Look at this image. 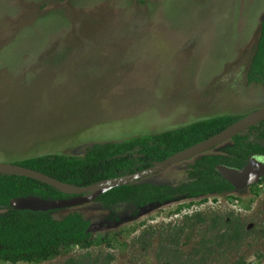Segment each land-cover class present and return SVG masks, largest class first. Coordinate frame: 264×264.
Wrapping results in <instances>:
<instances>
[{"label":"rangeland","instance_id":"rangeland-1","mask_svg":"<svg viewBox=\"0 0 264 264\" xmlns=\"http://www.w3.org/2000/svg\"><path fill=\"white\" fill-rule=\"evenodd\" d=\"M263 18L264 0H0V163L80 156L95 144L264 108V85L246 76ZM195 158L140 182L178 187ZM243 197L240 206L259 207L245 225L263 226L264 195ZM189 201L137 210L96 199L58 210L56 218L82 213L114 246L74 248L41 264L87 253L93 262L110 254V264H254L260 254L264 264V239L221 254L209 222L169 245L171 228L182 224L175 210Z\"/></svg>","mask_w":264,"mask_h":264},{"label":"trees","instance_id":"trees-1","mask_svg":"<svg viewBox=\"0 0 264 264\" xmlns=\"http://www.w3.org/2000/svg\"><path fill=\"white\" fill-rule=\"evenodd\" d=\"M249 84L264 85V18L260 22V32L247 71ZM243 117L219 116L202 120L183 128L157 135H144L115 143H100L87 148L80 156L61 154L43 155L27 158L13 164L25 167L60 182L80 188L90 187L108 179L131 175L162 162L170 156L183 151L201 141L212 137ZM249 154H264V121L234 137L230 144L222 146L216 154H202L187 165L186 181L178 187L154 185L147 182L115 188L98 198L106 206L132 204L137 210L152 206H162L174 201L175 196L186 193L188 197L224 194L234 188L215 171L217 165L232 168L244 166ZM34 196L45 200L70 199L74 196L64 194L45 183L22 177L0 174V263L3 264H41L61 256H68L74 248L89 250L105 244L114 246L112 239L95 236L91 221L77 211L56 218L58 210L34 212L15 210L10 207L13 199ZM180 199V198H178ZM184 205L178 206L179 212ZM195 220V221H194ZM240 221L224 225L217 218H208L198 213L186 217L182 224L171 228L169 245H175L184 234L197 225L207 224L208 230L215 231L210 243L224 249L221 254L239 249L245 240L244 226ZM219 227L216 231V226ZM226 228V230H224ZM148 232H144L147 234ZM217 233L219 234L217 236ZM174 237V238H173ZM190 239L189 236L185 237ZM214 248V249H215ZM212 249V250H214ZM212 254V251H209ZM199 250H195L197 256ZM86 256V255H85ZM83 257H69L63 264H94L103 257V264H110L112 255H100L90 261V254ZM201 261L202 258H201ZM206 262V260H204ZM164 264H172L166 261ZM232 264H245L239 258Z\"/></svg>","mask_w":264,"mask_h":264},{"label":"water","instance_id":"water-1","mask_svg":"<svg viewBox=\"0 0 264 264\" xmlns=\"http://www.w3.org/2000/svg\"><path fill=\"white\" fill-rule=\"evenodd\" d=\"M264 121V108L244 116L220 133L209 137L183 151H180L162 162L155 163L153 167L146 170L121 177L105 180L96 185L80 188L72 184L60 182L43 173L21 167L12 163H0V174L10 176H22L30 178L51 187L60 192L74 196L70 199L45 200L34 196L13 199L10 207L15 210H29L34 212H46L52 210H63L67 208L84 205L98 199L103 194L115 188L127 186L143 180L146 177L162 172L180 162L205 154L213 148L232 140L237 135L247 131L253 126ZM215 171L227 181L235 190H242L253 185L264 175V161H258L250 157L248 163L241 169L217 165Z\"/></svg>","mask_w":264,"mask_h":264},{"label":"flooded vegetation","instance_id":"flooded-vegetation-1","mask_svg":"<svg viewBox=\"0 0 264 264\" xmlns=\"http://www.w3.org/2000/svg\"><path fill=\"white\" fill-rule=\"evenodd\" d=\"M250 157H254L256 160L261 161V162L264 161V154H249L247 159H246L244 166L248 163ZM155 163H158V162H155ZM154 164H153V166H154ZM220 165H222V164H220ZM244 166H242L241 168H243ZM241 168H238V169H241ZM168 169H166V170H168ZM166 170L159 172L157 174L164 173V172H166ZM157 174H154V175H157ZM151 176H153V175H151ZM140 181H137V182H140ZM162 184L163 185H169L173 188L175 187V186L167 184V183H162ZM154 185H160V184H154ZM263 193H264V175L259 179V181H257L253 185L248 186L242 190H235L234 189L233 191H230V192H227V193H224L221 195L220 194L211 195L208 198V202H206L204 205H202L201 203L196 204L195 210L200 211L202 209H205L204 215L206 214L208 216V218H211V217L217 218L218 221L220 222V224L222 223L223 225H224V223L227 225L230 222H232V224H230V225L234 226L235 224H237V223H234L235 221H238L239 219L242 220V221H240V224L242 223V225L244 226V232L246 233L244 235L245 241H246V239L251 240V236L255 237V238L259 237L260 239H264V223H262L263 226H261V224H259L255 227L251 224L245 225V223H244V222H246V219L252 215V212H254V213L256 212V210L255 211L253 210L255 207L253 208V206H250V205L249 206H240L238 203V202H244V199H245L243 197L244 195L250 194V195H253L254 197H256V196L261 197L262 195H264ZM215 196H221V198L216 199ZM234 196L238 197V200H236ZM175 198L176 199L174 201L166 202L164 205L178 201L181 198L182 199L187 198L190 201L185 203V204H180V205H184V206L179 212L181 213V211H185V213H187V211L191 210L192 206H194V204H193L194 202H192L191 200L195 197L190 198V197H188V195L186 193H184L180 196L176 195ZM178 198H180V199H178ZM221 199L226 201V202L221 203ZM249 201L252 202L253 200L250 199ZM227 206H229V207L227 208ZM257 207H258V205L256 206V208ZM177 209H178V206H177L176 210ZM257 210H259V207L257 208ZM219 226L220 225L218 223L216 226V231H217V228ZM224 230H226V228H224ZM213 232H215V231H213ZM218 235L219 234L217 233V236ZM262 246H263V244H262ZM262 258H263V255L257 254V256H256L257 260H256V262H254V264H260L259 262H260V260H262ZM251 264H253V262Z\"/></svg>","mask_w":264,"mask_h":264},{"label":"clouds","instance_id":"clouds-1","mask_svg":"<svg viewBox=\"0 0 264 264\" xmlns=\"http://www.w3.org/2000/svg\"><path fill=\"white\" fill-rule=\"evenodd\" d=\"M211 195H206V196H199V197H195V198H193L192 200H194V199H197V198H200L199 200L200 201H198V202H194V205L196 206V204H199V203H201L202 205H204L206 202H208V198L210 197ZM163 206V205H162ZM196 213H198V212H196ZM195 212H190V211H187V213H185V211H181V213L180 212H175V216H180V217H183L182 218V220L184 219V218H186V217H189V216H193V215H195L196 214Z\"/></svg>","mask_w":264,"mask_h":264},{"label":"built area","instance_id":"built-area-1","mask_svg":"<svg viewBox=\"0 0 264 264\" xmlns=\"http://www.w3.org/2000/svg\"><path fill=\"white\" fill-rule=\"evenodd\" d=\"M197 210H195V205L194 206H192V210L190 211L191 213L192 212H196Z\"/></svg>","mask_w":264,"mask_h":264}]
</instances>
